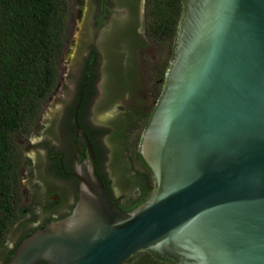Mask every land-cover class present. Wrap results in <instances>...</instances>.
I'll return each mask as SVG.
<instances>
[{"label": "water", "instance_id": "water-1", "mask_svg": "<svg viewBox=\"0 0 264 264\" xmlns=\"http://www.w3.org/2000/svg\"><path fill=\"white\" fill-rule=\"evenodd\" d=\"M183 3L165 88L140 143V154L155 179L154 193L131 211L111 201L96 171L94 146L80 124L79 96L71 162L79 181L78 201L69 216L25 238L8 264H124L140 251L174 264H264V0ZM91 7L79 0L80 36L65 58L69 88L54 100L24 152L23 185L29 204L39 211L37 185H62L44 174L47 152L41 144L48 141L59 148L64 135L67 139L63 119L82 61L90 46L102 44L92 26ZM140 31L144 36L143 26ZM122 37L115 33L114 44L118 39L119 46ZM143 52L135 56L139 76ZM115 59L114 54L106 62L105 72L117 80ZM138 93L139 83L135 92L98 111L97 122L124 117L125 98ZM80 137L86 150L81 161ZM126 156V166L135 175L131 150ZM113 159L120 161L119 151ZM114 188L119 196L121 190ZM29 218L11 228L0 249V264L32 227Z\"/></svg>", "mask_w": 264, "mask_h": 264}, {"label": "trees", "instance_id": "trees-1", "mask_svg": "<svg viewBox=\"0 0 264 264\" xmlns=\"http://www.w3.org/2000/svg\"><path fill=\"white\" fill-rule=\"evenodd\" d=\"M121 6L123 7V4ZM183 13V0H146V39H141L135 32L134 8L130 18L113 23V31L104 41V51L106 62L112 61L110 58L115 54L119 76L117 80L110 76L107 78L106 65L103 71L104 96L93 111L91 120L94 125L90 128L82 125L80 115L84 105L91 101L89 94L94 91L101 71L97 51L89 48L91 51L82 61L75 94L64 114L62 129L64 128L67 139L64 135L59 148L48 141L41 144L47 152L43 168L46 176L65 175V172H71L75 131L73 112L79 96H82L79 119L94 146L95 165L99 161L104 163L113 186L118 187L124 196L127 193L123 190L137 188L136 195L126 198L125 205L120 208L131 211L154 193L155 179L140 154V143L156 106L148 113L136 103L128 114L108 124L97 122L95 114L113 106L125 94H132L137 90L140 76L136 65V53L140 49L145 51L148 42L157 44L173 42L176 45ZM71 16L72 0H0V248L5 242L8 230L25 214V209L21 207L22 151L16 144L15 136L31 132L40 118L44 103L58 85L59 63L69 35ZM100 23L103 24L104 21ZM118 32L123 34L119 46L116 45L118 39H115V44L112 39ZM174 51L175 47L173 58ZM165 78L155 92L158 98L156 105L163 94ZM134 130L135 142L130 149V139ZM94 137L104 138L105 151L94 145ZM129 150L144 170L130 177L127 176L129 169L125 158ZM117 151L120 152L118 162L113 159ZM79 153L81 161L86 156L85 143H79ZM96 171L107 192L108 184L97 170V166ZM36 230L38 229L22 237L7 257L6 264L20 243ZM145 252L148 264H174L170 260L162 261L150 251Z\"/></svg>", "mask_w": 264, "mask_h": 264}, {"label": "flooded vegetation", "instance_id": "flooded-vegetation-1", "mask_svg": "<svg viewBox=\"0 0 264 264\" xmlns=\"http://www.w3.org/2000/svg\"><path fill=\"white\" fill-rule=\"evenodd\" d=\"M91 4V21L92 26L99 31V40L102 43L101 47L100 45H92L90 46L91 50H96L99 59V70L101 71V74L99 76L98 82L96 83V87L94 88L93 92H90V103L87 105H84L82 109V113L80 115L81 123L83 126H86V124H89L90 127H93L92 123V115L94 108L97 106V104L101 101V99L104 96V92L100 91L99 86L104 83L105 76H104V68L106 66V56L104 51V41H106L109 34L113 31L112 26L115 21H121V20H127L131 17L133 8L135 10V16H136V34L141 39H146V0L143 1V19H142V11H141V0H105V3L103 4V0H87ZM123 4V7L121 6ZM100 21H104V23H100ZM100 23V25H98ZM143 26L144 36L141 34L140 28ZM104 46V47H103ZM88 49L87 54L89 51ZM143 51V50H139ZM100 73V72H99ZM107 124V123H104ZM89 127V128H90ZM89 136V135H88ZM90 138V137H89ZM94 145L100 147L102 150L105 151V140L103 137H94L93 138ZM80 142L83 144L84 139L80 137ZM97 170L101 173V175L104 177L105 181L108 184L107 188V194L111 201L118 205L119 207L125 205L126 198H132L137 193V188H134L130 190L129 193H127L125 196L120 193L119 196H116L115 194V188L113 186L112 179L110 175L108 174V171L105 170L104 163L101 161L97 162L96 164ZM44 168V163H43ZM54 177L57 181H59L62 185H55L54 187H51L49 189L48 187L44 188L39 185H37L39 191H40V204L41 208L40 211L37 213V216L30 217L29 220L32 221V227L29 228L18 240H16L12 247H10L5 254L4 258L1 261V264H6L7 257L10 256V253L15 249L16 245L19 243V241L22 239L24 235L27 233L35 230V229H41L44 228L47 224L61 220L67 216H69L77 201L79 198V181L76 177L73 176L72 170L71 172H65V175H51ZM127 176L130 177L131 173L130 171L127 172ZM37 201H34L35 204ZM136 255V254H135ZM133 257V256H132ZM130 259V258H129ZM128 259V260H129ZM166 260V259H161ZM127 261L124 263L126 264ZM38 264V263H37ZM39 264H45L40 263ZM136 264H148L147 259L145 261H139L136 262Z\"/></svg>", "mask_w": 264, "mask_h": 264}, {"label": "rangeland", "instance_id": "rangeland-1", "mask_svg": "<svg viewBox=\"0 0 264 264\" xmlns=\"http://www.w3.org/2000/svg\"><path fill=\"white\" fill-rule=\"evenodd\" d=\"M80 36V23H79V0H72V16H71V24L70 31L67 37L64 51L59 63V82L54 91V93L47 99L42 108V112L39 120L32 128L29 134H19L15 136L16 144L20 147L22 151V172H21V192H22V204L21 207L25 209L24 217L17 220L12 226L14 227L21 221L31 216L36 215L39 212V208L29 204V191L23 185L26 169L24 167V152L27 148L28 142L33 138L34 131L36 127L42 123L44 118L49 112L51 105L53 104L56 98L61 97L69 88V80L68 77L70 75V71L68 65L66 63V55L71 52V49L74 43ZM175 43L170 44H157V43H149L147 45L146 50L143 52L140 59V79H139V93L128 98H125V107L126 114H128L134 106L139 104L144 112H151L153 107L156 106L157 96L155 95L158 85L163 83V79L166 76L167 68L172 61L173 50ZM137 103V104H136ZM132 138L130 139V149L134 145V140L136 137V131H133ZM131 159H132V168L133 174L138 172H143V167L141 164L134 158V155L131 151ZM8 230L5 240L11 230ZM1 249V248H0ZM147 256L145 251H140L136 253V255L127 261L126 264H133L139 258Z\"/></svg>", "mask_w": 264, "mask_h": 264}]
</instances>
